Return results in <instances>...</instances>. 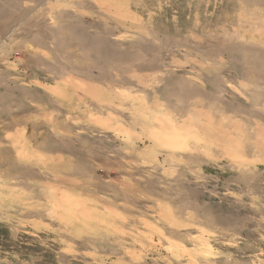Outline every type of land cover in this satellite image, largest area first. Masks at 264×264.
I'll use <instances>...</instances> for the list:
<instances>
[{
    "label": "rangeland",
    "instance_id": "obj_1",
    "mask_svg": "<svg viewBox=\"0 0 264 264\" xmlns=\"http://www.w3.org/2000/svg\"><path fill=\"white\" fill-rule=\"evenodd\" d=\"M0 264H264V0H0Z\"/></svg>",
    "mask_w": 264,
    "mask_h": 264
}]
</instances>
